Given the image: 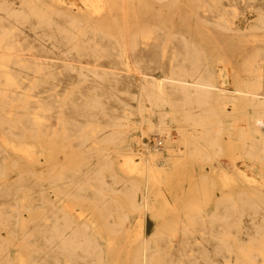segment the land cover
<instances>
[{
    "label": "bare ground",
    "instance_id": "6f19581e",
    "mask_svg": "<svg viewBox=\"0 0 264 264\" xmlns=\"http://www.w3.org/2000/svg\"><path fill=\"white\" fill-rule=\"evenodd\" d=\"M82 1L0 0V264H264V0Z\"/></svg>",
    "mask_w": 264,
    "mask_h": 264
},
{
    "label": "rangeland",
    "instance_id": "374dc122",
    "mask_svg": "<svg viewBox=\"0 0 264 264\" xmlns=\"http://www.w3.org/2000/svg\"><path fill=\"white\" fill-rule=\"evenodd\" d=\"M68 1H72V0H68ZM75 3L83 6V1L82 0H75ZM181 10L185 11L184 9L181 8ZM188 20L193 22L195 20L194 17H188ZM241 26H243L241 24ZM259 36V35H258ZM250 38V37H249ZM259 37H257V41L253 42L256 43L259 40ZM240 59V57H239ZM223 63L225 61H222ZM233 123L234 120L231 116L226 117L225 118V124L228 126V128L232 131L231 128H233ZM175 131V130H174ZM176 134H174L175 136ZM142 138L141 135L138 133L137 135H135V140L132 142V147L133 149L136 151L137 155L135 156L136 159H139L140 156L138 155L140 152H145L146 148L143 145V143L141 142ZM154 150V149H152ZM162 152L160 154V156L158 157V162H163L164 157L169 155L168 151L165 148H161L160 149ZM125 151V150H124ZM111 156H114V158H116V154L117 152H110ZM162 156V157H161ZM120 158V157H119ZM222 161H223V166L222 168L229 171L230 173H232L233 175L237 176V178L241 181V182H246L247 179L250 177L251 179H254L257 183H261L264 184V167L261 164L258 163H254L252 161H249L248 165H242L241 169L246 172L247 177L246 178H242V175H240L239 170L233 168L231 165V161L229 159H227V157H221ZM240 161V160H238ZM198 169V167H197ZM147 227H148V231L150 232L151 230L154 229L155 225H156V218L154 216L148 215L147 217Z\"/></svg>",
    "mask_w": 264,
    "mask_h": 264
}]
</instances>
